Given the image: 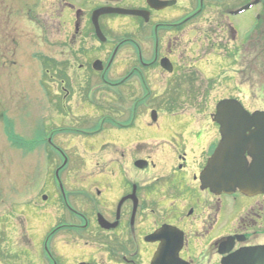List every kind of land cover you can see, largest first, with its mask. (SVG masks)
<instances>
[{
	"label": "flooded vegetation",
	"instance_id": "af4514ba",
	"mask_svg": "<svg viewBox=\"0 0 264 264\" xmlns=\"http://www.w3.org/2000/svg\"><path fill=\"white\" fill-rule=\"evenodd\" d=\"M39 6L27 16L44 36L36 56L43 74L61 80L62 102L55 106L67 113L68 86L79 79L82 99L102 116L86 129L67 119L41 121L38 147L61 160L51 178L52 219L48 230L25 232L23 245L6 247L9 264H151L159 249L176 251L181 264H264V193L214 192L200 178L220 140L212 118L217 102L211 112L201 101L214 80L225 88L227 74L256 71L264 0H42ZM99 9L126 12L98 15L96 29ZM1 41H10L13 55L14 32ZM95 80L111 97L107 105L83 91ZM58 135L69 145L57 144ZM70 149L75 182L61 178ZM86 157L97 159L96 167L82 166Z\"/></svg>",
	"mask_w": 264,
	"mask_h": 264
},
{
	"label": "rangeland",
	"instance_id": "374dc122",
	"mask_svg": "<svg viewBox=\"0 0 264 264\" xmlns=\"http://www.w3.org/2000/svg\"><path fill=\"white\" fill-rule=\"evenodd\" d=\"M38 2L39 9L42 10V0H4L8 9L0 12V37L11 36L12 32L15 36L13 55V51H10L12 47L10 41H1L8 46L5 52H1L0 47L1 264L13 262L11 258L13 255L7 254L10 251L6 252V247L19 246L21 243L23 245L25 232L36 235L38 232L48 230L49 221L52 219L51 214L48 213L50 209L48 198H51L56 191L51 190L53 184L51 178H53V169L61 163V160L52 153L49 154L47 147L43 145L38 147L41 141L38 134L41 132V121L50 119L58 125L59 120L67 119L79 128L86 129L102 116L101 109L87 106L88 103L82 99V91H80L82 88L79 87L83 84H79V79L71 80L72 84L68 86L67 113L64 114L55 106L62 102L59 89L61 80L48 78L43 74V64L36 56L43 52L44 36L40 27L32 29L27 16V10ZM40 10L38 12L42 13ZM40 21L43 25V14ZM257 53L256 71L242 73L240 77H235L232 73L227 74L224 79L225 88L218 85V79L211 82L210 93L207 92L204 95L205 99L201 101L210 104L211 112L214 111L215 103L222 98L238 100L249 112L263 109L264 46L260 43L257 46ZM209 73L204 72V76H208ZM86 84L89 85L83 89L84 93L94 94L98 99L96 102L102 105L111 102L108 92L100 90L99 87L102 89L103 87L99 80ZM78 121L86 123L82 125ZM67 140L64 135L55 138L57 144L65 146L69 145ZM71 151L73 152V149L67 150L72 157L68 159L67 167L61 173V178L65 179V182H75L74 169L78 167ZM83 161L82 166L88 167L95 166L98 160L86 157ZM44 195H46L45 201L42 199ZM24 206H30V212H27ZM55 211L56 208L53 207L51 212L54 220H57L55 215L58 212Z\"/></svg>",
	"mask_w": 264,
	"mask_h": 264
},
{
	"label": "water",
	"instance_id": "95a60500",
	"mask_svg": "<svg viewBox=\"0 0 264 264\" xmlns=\"http://www.w3.org/2000/svg\"><path fill=\"white\" fill-rule=\"evenodd\" d=\"M109 12L126 11H95L96 29L98 15ZM151 117L155 118L154 112ZM212 118L219 125L220 140L201 173L202 183L214 192L232 193L238 189L248 194L264 193V110L250 113L237 100L222 99L217 102ZM245 154L251 159L250 163ZM161 230L159 233L164 237L165 229ZM176 257V251L168 255L159 249L151 264H181Z\"/></svg>",
	"mask_w": 264,
	"mask_h": 264
},
{
	"label": "trees",
	"instance_id": "16d2710c",
	"mask_svg": "<svg viewBox=\"0 0 264 264\" xmlns=\"http://www.w3.org/2000/svg\"><path fill=\"white\" fill-rule=\"evenodd\" d=\"M39 138H41V136H40V135H39ZM39 140H41V141H42L43 139H39Z\"/></svg>",
	"mask_w": 264,
	"mask_h": 264
}]
</instances>
